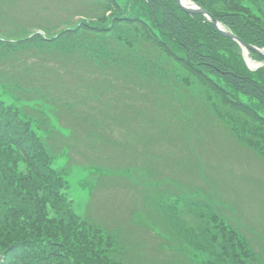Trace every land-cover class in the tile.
<instances>
[{"label": "trees", "instance_id": "trees-1", "mask_svg": "<svg viewBox=\"0 0 264 264\" xmlns=\"http://www.w3.org/2000/svg\"><path fill=\"white\" fill-rule=\"evenodd\" d=\"M72 1L57 20L53 11L37 14L35 26L0 35V264H257L247 239L242 258L234 250L235 261L211 253L207 262L182 235L203 228L196 207L212 208L207 172L198 187L176 194L171 187L191 186L175 178L191 173L192 161L207 169L187 141L211 118L221 135L264 162V68L249 71L237 43L202 15L185 14L177 0H127L141 18L121 0ZM193 1L242 42L264 48V0L260 16L247 17L255 0H225V9L222 0ZM13 4L1 1L0 15ZM35 122L43 140L30 129ZM122 146L132 151L122 153L125 169L109 160L108 151ZM65 151L68 163L57 171L52 160ZM74 167L101 170L85 184L90 199L81 217L64 179ZM100 187L123 193L126 224L117 233L94 224L90 201ZM186 190L194 208H174Z\"/></svg>", "mask_w": 264, "mask_h": 264}, {"label": "rangeland", "instance_id": "rangeland-1", "mask_svg": "<svg viewBox=\"0 0 264 264\" xmlns=\"http://www.w3.org/2000/svg\"><path fill=\"white\" fill-rule=\"evenodd\" d=\"M11 1L14 2V4L6 10L5 14L0 15V35L9 34L10 36L19 31H25L30 26H35L37 14L42 16L53 11L50 16L54 17L53 20H57L62 6L69 9L74 5L72 0ZM258 1L259 0H255L250 4L248 10L245 12L246 17L247 14L251 15V13L260 16L261 12L256 7L259 3ZM121 2L130 17L141 18L144 16V14L140 12V9L130 5V2L127 0H121ZM224 2L225 0H222L219 4V7L222 9L226 8ZM127 26L130 27L132 25L127 24ZM127 26L125 28H127ZM113 27L114 25L111 27L110 31H112ZM121 30H124V27H121ZM125 36H127L128 40L132 41V43H137V39L134 37L131 30L127 31ZM238 53V56L242 57L243 62L246 58L247 64H249L252 70L259 66L256 61H251L243 52L239 51ZM244 56L245 58L243 59ZM29 58L30 57H27L26 59ZM20 60L21 58H17V61ZM64 74H66V72H64ZM68 77H70V75H68ZM68 80H70V78H68ZM3 95L4 91L0 86V96ZM244 102L246 103L247 101L244 99ZM194 109L195 108L192 107V110ZM51 122L54 127L58 126L55 118H51ZM202 122V127L199 125L195 126V129H193L194 135H190L191 138L187 143L190 146H188L189 153H191L192 147L193 153L204 159L207 169L204 167V162L200 160L199 162L195 160L192 161L190 165L191 173L184 174L181 178H175L178 184H188L191 186L182 187L181 189H174L171 187V191L173 194H176L177 190L182 191L200 186L202 183L201 177L206 176L207 172V175L212 178L214 182V186L209 188V198L207 199L212 208L208 206L210 209L203 210L202 207H196L197 210L202 212L197 222L198 225H200V223L203 225L201 230L197 228L200 232H197L195 236L193 233H185L183 230L181 233L185 235V240L191 239L190 241L195 247L201 248L205 252L202 256L207 262L211 253H215L216 257H219V254L223 255V253H227L228 256L226 255V260L228 262H230V260L235 261L234 250L242 258L240 245L244 239H247L255 255H259L260 260H257V264H264V162L261 161L260 157L256 156L257 159H255V156L253 157L251 154L249 155L245 151H242L240 145L233 140V137L221 135L217 130L218 125L216 119L211 118L208 122L201 121V123ZM123 126H125L123 129H119L121 132L126 131L128 128L126 124ZM30 129H35V135L38 139L43 140L45 138L44 133H39L40 130L37 129L36 122L30 126ZM91 132L96 133L98 131H96L95 128L92 131L90 130V133ZM61 133L67 137L70 134L68 131H62ZM78 134H82V131ZM190 134H192V132ZM183 143L184 141H182V144ZM214 146L216 148H214ZM86 147L89 151L90 146ZM99 148L100 147H97L98 150H100ZM120 148L121 149H115V147H113L111 152L108 151L110 149L106 151L109 152V160L112 166L116 165L119 166L118 168L121 167L125 169L128 162H125L126 159L123 158V155L126 153L131 156L132 151L131 148L128 147L122 146ZM213 148L215 152L211 154L210 151H212ZM63 153L62 156H58L56 159L52 160V166L57 171L68 163L66 159V157H68V152L65 151ZM80 161L81 162L78 164L82 166L88 163L85 160ZM216 162H218L219 165ZM91 164L99 167L106 166L94 161H92ZM185 167L186 164L182 163L177 169L180 173H183L186 170ZM98 171H101L100 168L74 167L68 177L64 178L65 181H67L66 184L69 186L68 194L74 199V206L79 217L84 213L85 205L90 199V194L85 189V184H89L88 182H90L92 176L95 174L94 172ZM108 189L109 188L103 189V187H100V191L97 193L95 192V196H93V199L90 201V211H94L93 217L97 218L96 223L98 224L94 223L97 225L96 227L104 228L108 232L116 231L117 233V229H121V227L126 224V216L122 220L119 216L122 215L123 212H126V209L118 208L120 207L123 193L119 191L112 192ZM179 194H181L180 202L178 204L175 203L174 206L176 207L174 208L183 206L194 208L190 205L193 201H189L188 198L190 195L189 190ZM216 198H220L222 202H219ZM196 212L200 214V212ZM151 219V223L155 221L152 216ZM177 224H179V222H177ZM232 246H234V248ZM197 251L196 249L193 253L196 254L198 253ZM199 255L200 253L198 256ZM201 260L205 262L203 258H201Z\"/></svg>", "mask_w": 264, "mask_h": 264}, {"label": "water", "instance_id": "water-1", "mask_svg": "<svg viewBox=\"0 0 264 264\" xmlns=\"http://www.w3.org/2000/svg\"><path fill=\"white\" fill-rule=\"evenodd\" d=\"M179 1H181V0H179ZM181 9H182L183 11L187 12V13H191V14L201 13V14L207 16V17L209 18V20L212 22V24L215 26V29L217 30V32H219V34H221L222 36L227 37V38H229V39H231V40H232V39L235 40V41L238 42L241 46H244V47L250 49L252 52L259 54V56H261V58L264 59V52H262V51H260V50H258V49H253L252 47L247 46V45H245L244 43H242V42H240L239 40H237V39L235 38V36L231 35V34L228 33L227 31H224V30L222 29V27L219 26V25L213 20V18H212L210 15H207V13H205L204 11L199 10V9H197V11L192 10V9H189V8H186V9H185V8L182 7V6H181Z\"/></svg>", "mask_w": 264, "mask_h": 264}]
</instances>
